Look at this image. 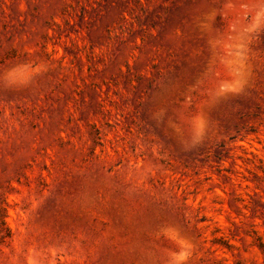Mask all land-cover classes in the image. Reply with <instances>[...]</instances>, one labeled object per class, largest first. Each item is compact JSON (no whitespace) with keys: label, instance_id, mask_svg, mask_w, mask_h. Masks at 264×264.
I'll list each match as a JSON object with an SVG mask.
<instances>
[{"label":"rangeland","instance_id":"374dc122","mask_svg":"<svg viewBox=\"0 0 264 264\" xmlns=\"http://www.w3.org/2000/svg\"><path fill=\"white\" fill-rule=\"evenodd\" d=\"M0 264H264V0H0Z\"/></svg>","mask_w":264,"mask_h":264}]
</instances>
